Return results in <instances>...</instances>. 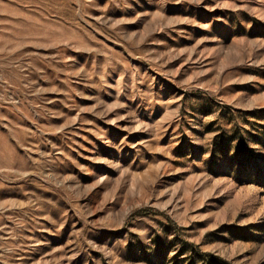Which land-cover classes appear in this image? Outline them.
I'll use <instances>...</instances> for the list:
<instances>
[{"label":"rangeland","instance_id":"obj_1","mask_svg":"<svg viewBox=\"0 0 264 264\" xmlns=\"http://www.w3.org/2000/svg\"><path fill=\"white\" fill-rule=\"evenodd\" d=\"M0 264H264V0H0Z\"/></svg>","mask_w":264,"mask_h":264}]
</instances>
